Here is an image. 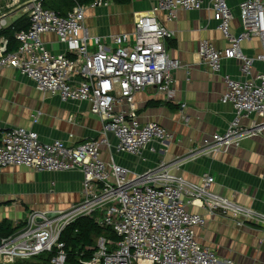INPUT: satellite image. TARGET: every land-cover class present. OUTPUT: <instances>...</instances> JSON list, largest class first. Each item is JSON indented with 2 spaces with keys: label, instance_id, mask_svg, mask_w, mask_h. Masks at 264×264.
<instances>
[{
  "label": "built area",
  "instance_id": "1",
  "mask_svg": "<svg viewBox=\"0 0 264 264\" xmlns=\"http://www.w3.org/2000/svg\"><path fill=\"white\" fill-rule=\"evenodd\" d=\"M110 1L76 3L63 16L44 7L43 0H0V31L14 22L16 14H26L29 20V27L15 34L16 50L8 51V39L0 38V67L19 71L37 90L57 94L62 101L86 102L89 111L103 120L99 136L73 146L60 140L42 142L37 132L22 126L1 130L0 170L8 166L46 172L80 170L84 180L79 202L66 210H33L16 223L22 224L20 229L0 236V264L45 253H53L51 264H65L61 234L81 216L94 217L117 236H100L93 259L84 264H234L198 241L197 229L206 225L207 218L189 206L200 200L210 214L220 210L239 227L245 220L264 224L263 214L239 205L233 197L214 193V178L209 174L200 183L174 174L172 166L178 168L184 158L172 164L162 161L138 174L111 159L106 161L102 147L109 145L107 134L112 133L118 152L140 156L152 141L171 138L161 124L139 120L134 98L154 88L166 101L175 100L173 71L181 62L168 55L165 42L174 34L158 20L157 13L164 11L173 21L179 9L199 10L205 1L211 4L228 45L220 50L203 40L200 57L213 72L221 70L224 59H236L244 78L224 75L221 101L233 106L235 118L224 133L212 134L188 157L226 153L242 139L258 136L261 125L254 122L246 127L242 119L264 116V73L253 70L255 60L264 61V0L240 3L242 31L238 35L232 32L234 16L226 0H159L149 12L136 17L132 33L92 35L84 24L87 10ZM45 34L56 35L67 52H50ZM252 38L260 40L261 51L247 56L242 44Z\"/></svg>",
  "mask_w": 264,
  "mask_h": 264
},
{
  "label": "crops",
  "instance_id": "2",
  "mask_svg": "<svg viewBox=\"0 0 264 264\" xmlns=\"http://www.w3.org/2000/svg\"><path fill=\"white\" fill-rule=\"evenodd\" d=\"M226 1L234 16L232 32L238 35L242 31L240 3L245 0ZM158 3L159 0H131L121 4L111 0L108 5L88 9L84 24L92 35L132 33L136 17ZM213 16L208 1L199 10L179 9L173 21L167 19L164 11L157 13L158 20L174 34L165 42L168 55L181 62L173 71L176 98L169 102L154 88H146L136 93L134 100L139 120L161 124L171 138L152 141L136 156L118 152L115 136L108 133L109 145L102 147V155L106 161L111 159L138 174L162 161L172 164L184 158L178 168L172 166L174 174L194 183L209 174L214 178V193L233 197L239 205L264 215V116L242 119L246 127L254 122L261 125L263 130L258 136L242 139L226 153L188 157L212 134L224 133L235 118L233 106L221 101L224 75L244 78L236 59H224L221 70L213 72L200 57L198 48L203 40L220 50L228 45ZM43 39L50 52H67V46L56 35L45 34ZM242 51L247 56L259 53L260 40L244 41ZM253 66L254 71L264 73V61L255 60ZM17 126L37 132L42 142L60 140L73 146L99 136L103 120L89 111L86 102L62 101L57 94L37 90L34 82L19 71L0 67V130ZM83 180L80 170L46 172L16 166L1 169L0 223L9 220L15 227L33 210L70 208L82 199ZM201 203L197 200L196 205L189 206L190 211L207 218L206 225L197 229L200 243L209 246L222 260L232 259L234 264H264V224L245 220L244 226L239 227L231 215L220 210L210 214Z\"/></svg>",
  "mask_w": 264,
  "mask_h": 264
},
{
  "label": "trees",
  "instance_id": "3",
  "mask_svg": "<svg viewBox=\"0 0 264 264\" xmlns=\"http://www.w3.org/2000/svg\"><path fill=\"white\" fill-rule=\"evenodd\" d=\"M94 0H43L46 8L52 9L60 15H66L76 3L90 4ZM116 3L126 4L131 0H112ZM29 20L27 15H21L9 27L0 31V38L8 39V51H14L19 47V42L15 38L16 32L27 29ZM1 132V130H0ZM22 227L19 224L13 227L9 220H3L0 223V236H9ZM105 236L111 239H117V236L110 228L101 227L90 216H81L76 218L68 225L61 234V241L64 243L66 253L65 264H84L91 261L97 251V239ZM53 253L40 255L41 259L50 262Z\"/></svg>",
  "mask_w": 264,
  "mask_h": 264
},
{
  "label": "rangeland",
  "instance_id": "4",
  "mask_svg": "<svg viewBox=\"0 0 264 264\" xmlns=\"http://www.w3.org/2000/svg\"><path fill=\"white\" fill-rule=\"evenodd\" d=\"M21 14H16L13 17V20H15L17 17H19ZM11 20V19H10ZM45 255V254H44ZM42 256V255H41ZM42 257L38 256L36 258H32L27 261H17L14 264H51L50 262H46L44 259H41Z\"/></svg>",
  "mask_w": 264,
  "mask_h": 264
}]
</instances>
